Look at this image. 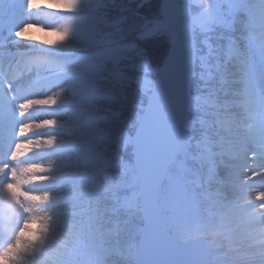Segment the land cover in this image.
<instances>
[{
  "label": "snow or ice",
  "instance_id": "1",
  "mask_svg": "<svg viewBox=\"0 0 264 264\" xmlns=\"http://www.w3.org/2000/svg\"><path fill=\"white\" fill-rule=\"evenodd\" d=\"M148 2L57 0L69 15L57 29L63 38L48 50L25 49L53 60L79 50L86 58L62 64L63 83L52 85L70 93L69 104L59 94L0 79V128L8 145L0 197L40 225L30 236L26 223L20 227L0 248V261L169 264L161 258L160 233L179 235L185 209L211 211L229 186L224 173L235 175L241 154L256 155L257 148L264 154V0H155L141 12ZM26 8L21 4L18 13L30 15L32 0ZM17 21L0 42V62L9 69L20 48L8 38L21 35ZM41 107L73 113L70 142L45 135L46 129L60 134L57 119L25 122ZM237 107L247 112L251 141L234 126ZM161 121L169 130L162 156L154 143ZM44 150L68 155L72 167L62 182L75 195H52L61 181L31 159H42ZM26 185L31 190H22ZM66 206L71 210L61 211ZM37 209L43 215H31ZM65 220L76 236L71 247L56 243ZM0 227L6 233L8 221ZM222 255L225 264H264V239Z\"/></svg>",
  "mask_w": 264,
  "mask_h": 264
},
{
  "label": "rangeland",
  "instance_id": "2",
  "mask_svg": "<svg viewBox=\"0 0 264 264\" xmlns=\"http://www.w3.org/2000/svg\"><path fill=\"white\" fill-rule=\"evenodd\" d=\"M27 2L28 0H0V42L8 35L18 19V23L23 22L21 35L15 37L13 34V37H8L20 43V48L14 49L17 60L13 63L11 69H9L7 63L0 62V79L7 76L9 80H19L24 85H31L34 92L39 93L43 89L47 95H50L52 90L57 89L60 99L67 105L69 104L70 93L65 95L61 88L52 87V85L63 83L62 78H57V74L65 70L61 66L62 64L77 60L82 61L86 58L79 53V50L68 55L64 60H53V58L39 52L31 56L27 55L25 49L27 45H35L37 49L44 50L57 45L61 41L60 35L62 34L57 29L69 19V15L57 3V0H32L34 8L31 10L30 15L18 13L21 4L25 5L24 10L26 13L29 11L26 8ZM4 55V50H0V57ZM65 87H68V85H65ZM57 94H54V96ZM29 98L42 97L30 96ZM21 102H23V99L17 100V104ZM0 119H2V116H0ZM43 119H57L58 124L63 125V128L58 130L60 134L48 132L46 129L44 130L45 135H57V140H62L65 143L73 139L71 127L74 116L70 110L66 113L53 114L49 107H41L34 111L30 110V116L25 122H38ZM234 126L241 130L246 128L244 122L242 124L237 123L235 119ZM243 135H246L249 141L255 138L253 132H245ZM7 148L8 145L4 142L3 131L0 128V160L3 159V152ZM29 155L26 153V156ZM240 156L243 159L238 163L244 165V167H240V170L244 171L245 189L242 187L241 190L236 186H230L229 189L234 198L241 197L239 191H244V198H236V201L225 204L224 208L226 209L224 211L219 208L221 202H214L212 211H205V221L200 219L196 208L185 209L180 234L174 236L181 241L184 240L183 238L188 231L191 233L197 230L199 232L207 231L209 233L208 237L204 236L201 240L209 250V258H211L212 264H225L223 255L214 254L222 248L243 249L240 244L244 240L248 242V240L256 239L259 242L264 239V208L261 207L264 204V199L261 198V194L264 193V154H261L257 148L256 155L248 152L246 156L243 154ZM42 157V159L40 157H32L31 159L44 167L54 169V175L57 180L61 181L53 190L52 195L58 199L75 195L76 193L71 190V186L62 182L63 178L70 174L72 167L68 155L65 154L61 158L49 150H44ZM21 159H25V157H21ZM31 187V185L22 186V190L24 188L31 190ZM66 210L71 209L67 206L61 209V211ZM31 215L40 216L43 215V212L37 209ZM5 220L9 223L6 233H8L10 240L14 239L15 232L19 231V228L23 227L25 223L27 228L31 230L25 232V235H33L40 227L38 221L29 219V214H23L22 210L17 212L7 205L3 197H0V222ZM61 232L62 235L56 243L71 247L76 241V236L73 234L70 220H65L62 223ZM2 234H5V231L0 227V237ZM233 255L236 254L233 253ZM27 259L25 257V260ZM0 264H6V262L0 261Z\"/></svg>",
  "mask_w": 264,
  "mask_h": 264
},
{
  "label": "water",
  "instance_id": "3",
  "mask_svg": "<svg viewBox=\"0 0 264 264\" xmlns=\"http://www.w3.org/2000/svg\"><path fill=\"white\" fill-rule=\"evenodd\" d=\"M168 133L163 121L154 130L155 147L161 156L166 147ZM158 244L162 252L161 258L169 264H208V249L200 239L180 243L164 230L159 235Z\"/></svg>",
  "mask_w": 264,
  "mask_h": 264
},
{
  "label": "trees",
  "instance_id": "4",
  "mask_svg": "<svg viewBox=\"0 0 264 264\" xmlns=\"http://www.w3.org/2000/svg\"><path fill=\"white\" fill-rule=\"evenodd\" d=\"M154 2H155V0H149V2L148 3H145V5H144V7L143 8H141L140 9V11L141 12H149L150 10H151V8H152V5L154 4ZM136 5H133V7H135ZM238 88H241L242 89V85H239V86H237ZM233 115H234V119L236 120V122H238V123H243L245 120H246V115H247V112L243 109V108H241V107H237L236 109H235V111H234V113H233ZM240 131H241V135H243L245 132H244V130H241L240 129ZM226 159H230V157H225ZM243 158L240 156L239 157V159L236 161V164H237V169H236V171H238V172H236V173H241V174H243V172H241L240 170H238V169H240V167H244V165H242V164H239L238 162L239 161H241ZM224 175H225V177H226V179H228V182H229V186H227V187H225L224 189H223V193H222V195H221V197H220V199L218 200V202H221V204H220V206H219V208L222 210V211H224L226 208H224V204L225 203H227V202H230V201H233V200H235L236 198H241V197H243V195H244V191L242 192V191H239V192H241V197L240 196H237V197H235L234 198V195H231V190L229 189L230 188V186L231 185H236V187H238L239 189H241L242 188V185H243V183H242V176H240V177H237V175H234V176H232V177H230V178H228L227 177V173H224ZM242 190V189H241ZM238 192V191H237ZM212 211V210H211ZM197 213H198V215L200 216V219H203L204 221L206 220V216H205V210L204 209H199L198 211H196ZM169 234H171V235H173V236H177L176 235V233H174V232H169V231H167ZM193 234V235H192ZM208 235H209V233L207 232V231H202V232H199L198 230L197 231H195V232H193V233H191V232H186V234H185V236H184V240H181V241H187V240H193V239H196V238H203L204 236L205 237H208ZM253 242H255V241H249V242H247V241H245V242H241V244H240V246L241 247H243V248H245V247H247V245L249 244V243H253ZM228 251V248H222V249H220V250H218V251H216L214 254H219V256L220 255H222V253L223 252H227ZM214 263V262H213ZM210 264H212V261L210 262ZM215 264V263H214Z\"/></svg>",
  "mask_w": 264,
  "mask_h": 264
},
{
  "label": "bare ground",
  "instance_id": "5",
  "mask_svg": "<svg viewBox=\"0 0 264 264\" xmlns=\"http://www.w3.org/2000/svg\"><path fill=\"white\" fill-rule=\"evenodd\" d=\"M62 38H63V34L60 35V39H62ZM58 92L59 91L57 89H54L50 92V95L54 96V94H57ZM4 238H5V240L2 242V244H0V247H2V248L6 245V240L9 238V236L6 234V236H4Z\"/></svg>",
  "mask_w": 264,
  "mask_h": 264
}]
</instances>
